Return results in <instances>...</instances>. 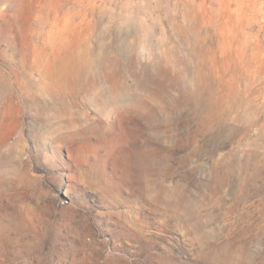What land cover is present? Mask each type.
<instances>
[{
	"label": "rangeland",
	"instance_id": "1",
	"mask_svg": "<svg viewBox=\"0 0 264 264\" xmlns=\"http://www.w3.org/2000/svg\"><path fill=\"white\" fill-rule=\"evenodd\" d=\"M0 264H264V0H0Z\"/></svg>",
	"mask_w": 264,
	"mask_h": 264
}]
</instances>
